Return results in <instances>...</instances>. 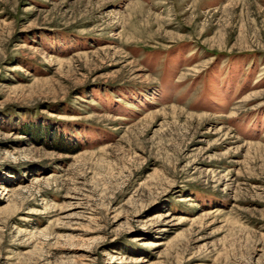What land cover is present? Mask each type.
Wrapping results in <instances>:
<instances>
[{
  "label": "rangeland",
  "instance_id": "rangeland-1",
  "mask_svg": "<svg viewBox=\"0 0 264 264\" xmlns=\"http://www.w3.org/2000/svg\"><path fill=\"white\" fill-rule=\"evenodd\" d=\"M0 264H264V0H0Z\"/></svg>",
  "mask_w": 264,
  "mask_h": 264
}]
</instances>
